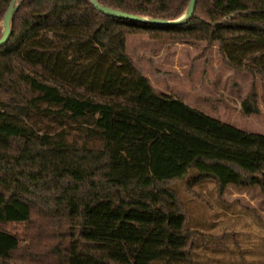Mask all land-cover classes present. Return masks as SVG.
<instances>
[{
  "label": "trees",
  "instance_id": "trees-1",
  "mask_svg": "<svg viewBox=\"0 0 264 264\" xmlns=\"http://www.w3.org/2000/svg\"><path fill=\"white\" fill-rule=\"evenodd\" d=\"M189 1L98 0L162 20ZM138 35L217 45L228 67L264 77V0H197L178 26L23 0L0 47V264H193L168 183L196 171L219 195L264 187V135L156 93L126 52ZM241 109L258 113L254 88Z\"/></svg>",
  "mask_w": 264,
  "mask_h": 264
},
{
  "label": "rangeland",
  "instance_id": "rangeland-1",
  "mask_svg": "<svg viewBox=\"0 0 264 264\" xmlns=\"http://www.w3.org/2000/svg\"><path fill=\"white\" fill-rule=\"evenodd\" d=\"M126 52L156 93L244 132L264 135V77L228 67L217 45L157 42L138 35L127 37ZM252 88L258 113L246 115L241 103ZM168 187L192 229L193 264H250L257 259L254 246L248 250L258 239L254 227L240 221L264 218V187L228 186L219 195L214 181L199 178L196 171ZM231 230L238 235L231 237Z\"/></svg>",
  "mask_w": 264,
  "mask_h": 264
},
{
  "label": "water",
  "instance_id": "water-1",
  "mask_svg": "<svg viewBox=\"0 0 264 264\" xmlns=\"http://www.w3.org/2000/svg\"><path fill=\"white\" fill-rule=\"evenodd\" d=\"M88 1L91 3L94 9H96L105 16L123 21L148 24L153 26H178L186 23L192 17L197 2V0H190L185 12L178 19L162 20V19H155L141 15L125 13L117 9L103 6L98 2V0H88ZM22 2L23 0H11L7 10L5 11V14L0 22L1 24L0 47L4 46L7 43L11 35L12 19Z\"/></svg>",
  "mask_w": 264,
  "mask_h": 264
},
{
  "label": "crops",
  "instance_id": "crops-1",
  "mask_svg": "<svg viewBox=\"0 0 264 264\" xmlns=\"http://www.w3.org/2000/svg\"><path fill=\"white\" fill-rule=\"evenodd\" d=\"M179 100V99H178ZM228 124V123H226ZM231 125V124H228ZM233 126V125H231ZM235 127V126H233ZM236 128V127H235ZM238 129V128H237ZM242 222L245 224H249L251 226L254 227L253 232H255L256 234H254L255 238H258L257 240L253 241L252 243H249L248 245L250 246V248H248L249 251L253 250V246H254V250L256 251V260L254 262H251L250 264H264V218H249L243 221H240V224L242 225ZM235 230H231L230 232V236H237V232H234ZM239 232V231H238ZM247 245V246H248ZM249 264V263H248Z\"/></svg>",
  "mask_w": 264,
  "mask_h": 264
}]
</instances>
